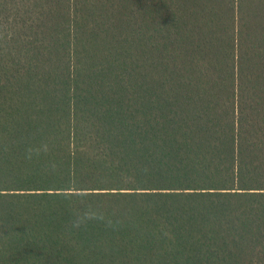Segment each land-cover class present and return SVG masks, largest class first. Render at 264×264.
I'll list each match as a JSON object with an SVG mask.
<instances>
[{
    "label": "trees",
    "instance_id": "obj_1",
    "mask_svg": "<svg viewBox=\"0 0 264 264\" xmlns=\"http://www.w3.org/2000/svg\"><path fill=\"white\" fill-rule=\"evenodd\" d=\"M0 264H264V0H0Z\"/></svg>",
    "mask_w": 264,
    "mask_h": 264
},
{
    "label": "clouds",
    "instance_id": "obj_2",
    "mask_svg": "<svg viewBox=\"0 0 264 264\" xmlns=\"http://www.w3.org/2000/svg\"><path fill=\"white\" fill-rule=\"evenodd\" d=\"M45 150H47V146H45ZM29 158H31V150H29ZM98 218L95 213H87L84 218L78 219L74 222L73 226L74 227H80L81 224L83 223V219H94ZM102 219V217H99Z\"/></svg>",
    "mask_w": 264,
    "mask_h": 264
}]
</instances>
